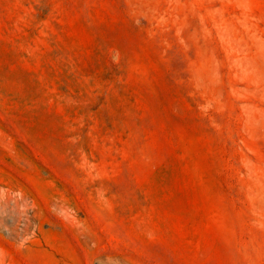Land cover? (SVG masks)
I'll return each instance as SVG.
<instances>
[{
  "label": "rangeland",
  "instance_id": "obj_1",
  "mask_svg": "<svg viewBox=\"0 0 264 264\" xmlns=\"http://www.w3.org/2000/svg\"><path fill=\"white\" fill-rule=\"evenodd\" d=\"M0 264H264V0H0Z\"/></svg>",
  "mask_w": 264,
  "mask_h": 264
}]
</instances>
